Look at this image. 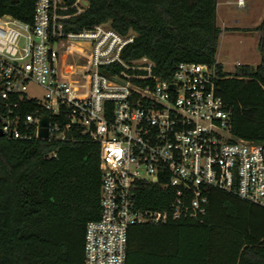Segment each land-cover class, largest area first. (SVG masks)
Here are the masks:
<instances>
[{
  "label": "built area",
  "instance_id": "built-area-1",
  "mask_svg": "<svg viewBox=\"0 0 264 264\" xmlns=\"http://www.w3.org/2000/svg\"><path fill=\"white\" fill-rule=\"evenodd\" d=\"M86 8L84 0H35L32 23L0 16L3 137L100 146V217L87 223L84 264H127L131 226L203 216L211 189L264 207V143L233 136L215 65L181 62L161 79L148 57L122 58L133 31L106 22L65 32L64 21ZM116 63L118 74L102 73ZM33 83L41 95H30ZM152 184L172 191L167 208L137 207V191Z\"/></svg>",
  "mask_w": 264,
  "mask_h": 264
},
{
  "label": "trees",
  "instance_id": "trees-1",
  "mask_svg": "<svg viewBox=\"0 0 264 264\" xmlns=\"http://www.w3.org/2000/svg\"><path fill=\"white\" fill-rule=\"evenodd\" d=\"M75 1L64 0L68 6ZM84 1L85 11L64 21L65 32L106 22L120 34L133 31L122 58L148 57L161 79H169L181 62L215 65L233 136L264 143V18L245 29L261 33L260 63L239 64L230 73L217 61V0ZM34 9L35 0H0V16L32 23ZM122 68L116 63L102 73ZM53 152L57 156L47 157ZM100 189L98 143L0 137V264H84L87 223L100 217ZM172 196L157 184L142 186L137 207L165 209ZM208 196L203 216L131 226L127 264H264V207L219 189Z\"/></svg>",
  "mask_w": 264,
  "mask_h": 264
},
{
  "label": "rangeland",
  "instance_id": "rangeland-1",
  "mask_svg": "<svg viewBox=\"0 0 264 264\" xmlns=\"http://www.w3.org/2000/svg\"><path fill=\"white\" fill-rule=\"evenodd\" d=\"M219 1L222 4L225 0ZM220 8H227L230 10V14H232L231 22L235 19L239 20V23L235 24L230 22V24H228L229 26H226V29L233 28L232 25L239 27H252L260 23L261 19L264 18V0H245V4L240 6L233 3L221 6ZM219 24H222L220 19ZM223 37L225 46L224 49L220 47L217 52V57L219 60L223 61L224 69L230 73L235 71L237 63H241L243 61V53L250 56H252L253 53H259L257 46L258 40L252 32H229L224 34ZM28 92L30 95L38 96L42 94L43 90L33 83L30 85Z\"/></svg>",
  "mask_w": 264,
  "mask_h": 264
},
{
  "label": "crops",
  "instance_id": "crops-1",
  "mask_svg": "<svg viewBox=\"0 0 264 264\" xmlns=\"http://www.w3.org/2000/svg\"><path fill=\"white\" fill-rule=\"evenodd\" d=\"M238 1L239 0H225L222 4L220 3L219 0H217V23L218 25L222 28V33H221V36H220V41H219V47H218V51L220 49V47H222L224 49V46H225V41L223 40V35L224 34H227L229 32H252V34L255 35V37L257 38V44L259 45V41H260V38H261V33L259 31H256V30H253V31H247L245 29H253V28H256L263 19H261L260 23L252 26V27H249V26H236V25H232L233 28H240L238 30H230V29H226V26L228 24H230L231 22V17H232V14H230V10L227 9V8H220L221 6H226L228 4H233V3H236L237 5L238 4ZM244 4H245V0H243ZM240 6V5H239ZM219 19L222 21V24H219ZM232 24H235V23H239V20L238 19H235L233 22H231ZM229 26V25H228ZM257 45V46H258ZM258 51H259V48H258ZM244 54V55H243ZM242 55V62L241 63H237V65L239 64H249V65H254V66H257L260 61H261V54L260 52L257 54L253 53L252 56L250 55H246L245 53H243ZM217 61L222 63L223 64V61L219 60L218 57H217ZM224 65V64H223Z\"/></svg>",
  "mask_w": 264,
  "mask_h": 264
},
{
  "label": "water",
  "instance_id": "water-1",
  "mask_svg": "<svg viewBox=\"0 0 264 264\" xmlns=\"http://www.w3.org/2000/svg\"><path fill=\"white\" fill-rule=\"evenodd\" d=\"M87 3V2H86ZM48 117L44 116L41 120V130H40V137L46 138L48 136ZM0 137H3V133L0 131Z\"/></svg>",
  "mask_w": 264,
  "mask_h": 264
}]
</instances>
